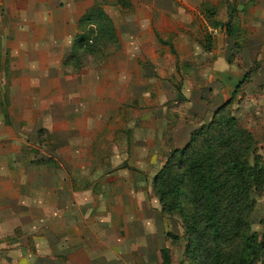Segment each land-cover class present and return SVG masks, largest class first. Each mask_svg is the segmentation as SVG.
<instances>
[{
	"label": "crops",
	"instance_id": "1",
	"mask_svg": "<svg viewBox=\"0 0 264 264\" xmlns=\"http://www.w3.org/2000/svg\"><path fill=\"white\" fill-rule=\"evenodd\" d=\"M216 1L222 2L0 0V27L9 28L8 34L11 38L5 37V42L30 44L27 52L32 59H61L69 57L67 55L71 53L77 36L83 34L87 28H94L97 18L93 16L97 12L101 13L113 29L115 43L124 44L122 54L132 65L131 68H97V73L89 75H70L63 78L60 75V81L57 82L70 85L80 81L79 91L83 88L89 91L83 97L80 91L78 98L79 106L86 111L87 107H99L102 110L106 98L115 101L111 92L113 88L117 89L113 83L116 76L123 83V88L131 91L130 98L127 95L121 101L123 105L127 101L133 103V90H136V97L141 104L146 101L148 106L157 107L162 105L160 98L157 97L150 103L149 92L151 89L159 91V84L163 83L159 63L165 47L173 49L174 52L176 43L195 42L189 30L198 26L196 12L199 10L208 18V12L214 9ZM211 18L209 16V20ZM34 44L44 46L37 51ZM58 45L60 48L56 49L57 54L53 53V46ZM111 46L115 44L111 43ZM102 53L104 56H101ZM96 56L102 60V65L109 58V54L105 55L104 51L94 57ZM140 58L146 61L140 64L137 62ZM147 64L150 68L145 67ZM58 69L61 72L60 64ZM27 73L31 88L48 89L55 85L48 76L53 73L52 70L42 64H39V68H30ZM41 75H45V78L39 83L38 78ZM19 87L21 85L12 84L9 89L15 91ZM94 88H97V92ZM174 97L183 100L179 93ZM42 98L40 97L39 102L32 103V113L38 112L43 119L51 106L48 105L47 98ZM19 101L21 99H14L13 107L19 105ZM6 106L5 102L0 101V108ZM107 110L109 114L97 118L89 112L85 114L86 117L64 116L65 122L74 123V119L75 122L77 120L85 124V138L89 142L83 143V146L77 144L78 155H85V158L89 155V159L83 163L81 157L71 161L69 155L74 153L72 150L76 146L72 139L76 138L67 137L70 135L68 132L63 136V142L66 140V143H62L61 148L64 150L65 159L60 165L50 159L22 164L21 154L13 141L19 139L11 140L10 137L0 135V173L9 177L0 179V186L16 187L13 192L0 194V264H164L156 256L150 258L154 249L150 247L149 240L146 194L148 181L144 177L135 178L133 173L135 151H139L142 156L147 155L149 147L146 144L150 142V138L143 126L141 133H135L134 123L120 136L124 137V141L118 143L115 127H109L107 134L97 129L100 124H104L106 130V125L117 121V107L110 109L108 106ZM4 112L1 109L2 120ZM139 114L136 122L155 123L149 111L141 110ZM46 119L47 122H53L50 113ZM91 123H97V127L94 126L89 131L87 129ZM56 132L54 129V135ZM5 144L9 147L7 154L13 156L12 164L5 162ZM94 174H97L95 180L92 178ZM21 186H24V191L17 189Z\"/></svg>",
	"mask_w": 264,
	"mask_h": 264
},
{
	"label": "rangeland",
	"instance_id": "2",
	"mask_svg": "<svg viewBox=\"0 0 264 264\" xmlns=\"http://www.w3.org/2000/svg\"><path fill=\"white\" fill-rule=\"evenodd\" d=\"M214 6V9L208 12V18L199 10L196 12L198 26L189 30L195 42L176 43L174 52L173 49L165 47V53L159 63L163 83L159 84V91L151 89L149 92L150 103L157 97L160 98L162 105L157 107L148 106L146 101L141 104L136 97V90H133V103L127 101V104L123 105L121 101L127 95L130 98L131 91L124 89L123 83L116 76L112 78L117 89L113 88L111 92L115 101L106 98L102 110L99 107H87L88 111H86L84 107L79 106L78 98L80 91L82 97L89 91L85 88L79 91L80 81L70 85L57 82L60 81V75L62 78L70 75H89L93 72L97 73V68L115 66V68L125 66L131 68L132 65L122 54L124 44L116 42L115 46L105 47L102 52L104 51L105 55L109 54V58L103 61L105 62L103 65L102 60L97 56L82 52H77L78 55L74 59H71L69 54L67 55L69 57H63L64 59L37 57L36 60L27 52L30 44L5 42V37L11 38L8 34L9 28L0 27V101L7 104L6 107L0 108V112L1 109L5 111L3 120L0 118V135L10 137L11 140L19 139L13 141L21 154L22 164L50 159L56 165H60L65 159L62 149V143H66V140L63 142L65 132L70 134L67 137L75 136L79 139L78 141L72 139L76 146L72 150L74 153L69 155L71 161L74 162L81 157L83 163L89 159V155L85 158V155L77 154L79 152L77 144L83 146V143L89 142L85 138V124L77 120L75 122L74 119V123L65 122V115H76L78 118L86 117L85 114L89 112L97 118L109 114L108 106L110 109L117 107V121L106 125V130L104 124H100L97 129L107 134L109 127H115L119 137L118 143L124 141V137L120 136L124 135L126 128L135 123V133L137 131L141 133L143 126V130L150 138L149 145L146 144L149 152L142 156L139 151H135L133 160L138 170L134 167L133 173L135 178L144 177L148 181L149 188L146 194L149 208V240L150 247L154 249L150 258L156 256L157 260H165V264H191L184 258L185 236L181 217L191 213L188 199L181 190L180 211L170 217L164 216L160 213L158 200L152 190L154 175L172 151L183 148L191 135L200 128L208 126L219 109L225 107L226 113L222 112L224 116L221 117L222 113L216 116L221 124L215 128L213 136L219 137L221 133H227L231 126L226 128L227 123L224 121L229 118L234 119L243 132L236 138L238 148L244 151L247 164L249 166L258 164L264 168V0H222V2L216 1ZM209 16L212 17L211 20ZM34 46L39 51L44 44H34ZM58 47L60 48L59 45L53 46V53H56ZM207 47L211 49L206 51ZM94 55H97V52ZM141 58L137 59L140 64L146 61ZM39 64L52 70L53 73L48 75L55 83L52 88L34 89L28 84V70L32 67L39 68ZM59 64L61 72L58 71ZM145 67L150 68L149 64ZM44 78L45 75H41L38 82L41 83ZM12 84L21 85V88L11 90L9 86ZM94 89L97 92V88ZM177 93L184 101L177 97L175 99ZM40 97L47 98V103L51 106L48 108L49 112L47 109L46 116L48 118V114H51L53 120L51 123L47 122L45 117L42 119L38 112L32 113V103L39 102ZM14 99H21L16 107L12 105ZM227 104L230 105L226 106ZM141 110L149 111L155 123L136 122ZM15 120L19 121L13 122ZM89 126L87 130L92 131L94 126L97 127V123H91ZM54 129L57 131L56 135L53 133ZM133 146L137 150L135 143ZM3 148H6L5 162L12 164L13 156L7 154L8 145L5 144ZM112 161L115 162L113 158ZM117 161L119 163V158ZM27 177L29 178V174ZM8 178L6 174L0 173V179ZM92 178L95 180L97 174ZM15 189L16 187L13 186H0V194L6 195ZM17 189L25 190L24 186ZM250 200L252 209L249 214L248 235H255L259 242L264 235V189L258 193L252 192ZM256 264H264V253L259 256Z\"/></svg>",
	"mask_w": 264,
	"mask_h": 264
},
{
	"label": "trees",
	"instance_id": "3",
	"mask_svg": "<svg viewBox=\"0 0 264 264\" xmlns=\"http://www.w3.org/2000/svg\"><path fill=\"white\" fill-rule=\"evenodd\" d=\"M93 17L97 18L95 27L77 36L71 59L77 52L98 55L111 43L115 44L113 29L105 16L97 12ZM222 112L226 113L225 107L216 116ZM216 116L208 126L191 135L183 148L170 153L153 177L152 190L164 216L180 211L181 190L188 199L191 213L181 215L184 258L188 262L256 264L264 253V235L259 242L255 235H248L250 195L264 189V168L247 164L244 151L237 146L236 137L243 132L234 119L224 121L226 128L231 126L227 133L213 136L221 124Z\"/></svg>",
	"mask_w": 264,
	"mask_h": 264
}]
</instances>
